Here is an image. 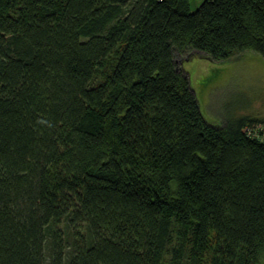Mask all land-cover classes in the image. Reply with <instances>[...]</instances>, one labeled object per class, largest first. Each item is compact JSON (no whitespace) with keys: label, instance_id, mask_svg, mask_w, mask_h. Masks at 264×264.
I'll list each match as a JSON object with an SVG mask.
<instances>
[{"label":"trees","instance_id":"16d2710c","mask_svg":"<svg viewBox=\"0 0 264 264\" xmlns=\"http://www.w3.org/2000/svg\"><path fill=\"white\" fill-rule=\"evenodd\" d=\"M247 51L264 0H0V264H260L264 119L180 65Z\"/></svg>","mask_w":264,"mask_h":264},{"label":"rangeland","instance_id":"374dc122","mask_svg":"<svg viewBox=\"0 0 264 264\" xmlns=\"http://www.w3.org/2000/svg\"><path fill=\"white\" fill-rule=\"evenodd\" d=\"M180 65L188 72L209 122L227 123L228 118L239 115L264 119V58L259 54L241 52L228 60L195 55L184 58ZM107 71L105 64L99 67L96 78L101 79ZM170 260L171 256L167 255L165 264H169ZM186 264L189 262L186 261ZM203 264H211L207 256ZM260 264H264V256Z\"/></svg>","mask_w":264,"mask_h":264},{"label":"built area","instance_id":"2783aa9c","mask_svg":"<svg viewBox=\"0 0 264 264\" xmlns=\"http://www.w3.org/2000/svg\"><path fill=\"white\" fill-rule=\"evenodd\" d=\"M256 133H257V135H259L260 137H262V139H264V124L263 123L258 124L256 126Z\"/></svg>","mask_w":264,"mask_h":264},{"label":"crops","instance_id":"0c3cea01","mask_svg":"<svg viewBox=\"0 0 264 264\" xmlns=\"http://www.w3.org/2000/svg\"><path fill=\"white\" fill-rule=\"evenodd\" d=\"M203 2V0H191V7L193 10L198 8L200 4Z\"/></svg>","mask_w":264,"mask_h":264}]
</instances>
